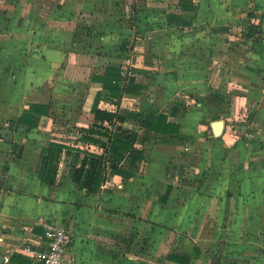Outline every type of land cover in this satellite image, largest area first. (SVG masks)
Returning <instances> with one entry per match:
<instances>
[{"label": "crops", "instance_id": "0c3cea01", "mask_svg": "<svg viewBox=\"0 0 264 264\" xmlns=\"http://www.w3.org/2000/svg\"><path fill=\"white\" fill-rule=\"evenodd\" d=\"M183 1L195 10L183 8ZM55 2L0 0L1 49L6 50L5 64L0 63V71H6L0 80V118H10L11 124L10 140L0 137V264H36L25 248H42L44 223L72 232L67 264H185L170 260L171 252L190 256L187 264H209L203 249L208 219L223 236L218 237V264H264V0H142L137 7H145V13L125 19L129 24L105 13L101 0ZM83 16L90 30L82 38L90 44L75 33ZM224 47L229 67L218 64ZM114 63L122 67L123 84L142 85L138 94L112 97L92 79ZM228 72L231 81L221 94ZM99 94V107L125 115L123 127L135 135L134 149L116 152L112 160L107 138L86 130ZM184 99L194 104L182 111L178 103ZM224 100L228 110L213 105ZM32 102L52 103L51 114L36 127L15 128ZM160 113L180 125V137L148 129ZM215 113L246 121L260 137L230 143L227 136L245 132V126L231 128L226 118L222 134L215 136L214 119L203 125ZM59 122L60 127L54 125ZM203 132L213 139H194ZM50 141L67 145L53 184L43 178ZM190 153L199 155L198 165L191 163ZM92 155H108L98 192L87 191L83 183ZM86 156L79 183L74 173ZM112 162L132 174H112ZM183 166H196L202 181L194 188L177 187ZM160 197L168 204L162 233ZM172 228L194 234L190 238L197 245L191 247L187 237L185 247L173 250ZM130 237L134 249L126 252Z\"/></svg>", "mask_w": 264, "mask_h": 264}, {"label": "trees", "instance_id": "16d2710c", "mask_svg": "<svg viewBox=\"0 0 264 264\" xmlns=\"http://www.w3.org/2000/svg\"><path fill=\"white\" fill-rule=\"evenodd\" d=\"M182 7L185 9L195 10V7L188 2L183 1ZM253 13H249L252 15ZM92 79L94 81H100L103 83L104 87L109 90L112 97L120 98L124 94H138L142 88L141 84L125 85L123 84L124 76L122 74V67L119 64H109L106 68V72L103 75L94 74ZM100 94L92 108L93 121L91 126L86 130L91 134H99L105 136L109 143L112 145L111 154L109 156H115L117 153H128L134 149L135 135L129 133L125 130L123 125L127 120V117L118 111H112L108 109H102L99 107ZM52 112V103H41L32 102L29 107L26 108L20 116L15 120L14 127L17 128L20 125H28L36 127L40 124L42 117L49 116ZM87 115V114H86ZM88 116V115H87ZM97 128L103 129L98 130ZM148 129L160 134H168L171 137H180V125L177 123L169 121V117L166 113H160L154 121L148 124ZM88 140L98 141L94 136H86ZM67 145L57 142L50 141L45 157L44 164V180L53 184L55 182V173L57 168V162L60 153ZM116 153V154H115ZM108 155L97 156L92 155L90 159V165L87 169L85 180L83 181L84 187L87 191L98 192L101 189V185L104 180L102 177V171L104 169V163ZM88 164V156H86L81 166L76 168L74 173V178L77 182L81 183L82 178L86 171V166ZM112 174H121L125 177H129L132 174L124 167L119 166L116 162L111 164ZM171 185L168 186L166 193L163 196V201L166 202L169 198L171 192ZM200 253V248L195 246L194 253ZM168 258L173 261L181 263H189L190 256L181 255L175 252L168 254Z\"/></svg>", "mask_w": 264, "mask_h": 264}, {"label": "rangeland", "instance_id": "374dc122", "mask_svg": "<svg viewBox=\"0 0 264 264\" xmlns=\"http://www.w3.org/2000/svg\"><path fill=\"white\" fill-rule=\"evenodd\" d=\"M49 1H53L54 3H56L55 0H49ZM101 1L102 2H100V3H103V8H104L105 13L109 12V14H111L112 16L119 17V19L122 21H124L125 19L130 21L133 17H135L136 13L142 12L144 14L145 9H146L145 7H142L141 9H139V7H137L138 3L142 2V0H137V1L136 0H112V2H106V3L103 2L104 0H101ZM170 1H172V3H175L176 0H170ZM44 4L46 5L45 9H47L48 2L44 1ZM133 4H136L137 8ZM99 9L102 10V7H99ZM83 19H85V16H83V18L81 20V24L78 27V29L76 28L75 33H76V36L79 37L78 39L81 38L84 41H89L88 43L90 44V40L82 38L83 36H85L84 34H87V32L90 30V25L87 22H85V20H83ZM128 21L127 22L124 21V22L126 24H129ZM2 43H4V42L0 40V50H1L0 51V63L5 64L6 59H5L4 55H5L6 50L1 49V48H3ZM225 46L227 47V45H225ZM226 47H224V49H222V50H224V52H226V53H222V54H224V58H223V60L218 59V64L220 66H228L229 67L230 61H229V56H228V50L226 49ZM5 74H6V71L4 69L0 71V80L4 79ZM222 81L223 82L219 86L221 88L218 90L219 92H221V94L225 93L224 91L227 90L226 85H227L228 81H231L230 80V72H228L227 75H224V79H222ZM196 95H198V94H196ZM197 97H200V95H198ZM189 101H190V103L186 100L184 102L178 103V105H181V106H179L180 110L185 111L186 109H188L187 103H189V105L194 104L193 100H189ZM195 101L198 102V98L195 99ZM213 105H218L219 107H224V108H226V110H228V102H226V100H224L223 102H220V101H216V103L213 102ZM247 115H248V113H247ZM242 116L245 117L247 120L251 119L250 115H248L249 116L248 117L243 113ZM225 118L229 122L231 128L233 127L234 124H242L245 126V128H244L245 132H243L239 135H237L236 133H230L227 136V138H228L227 140L230 143H235L238 139L248 141L250 139H256L257 136L260 137V134L256 135V132H255L258 129L250 128L247 125L248 123H246V121L236 120L235 118L234 119L233 118H227V117H225V115H222V114H217V113L211 114V116H209V118L204 119L205 121H203V123H204L203 125H207L209 127L211 120H213V119L214 120H218V119L225 120ZM60 122H61V124L64 123V121H60ZM60 122L58 124H54V125L60 127L61 126ZM66 123H68V121ZM259 125H260V123H259ZM69 126H71V125H69ZM9 127H11L10 118H0V137H4L6 141L10 140V133L6 132L7 128H9ZM71 129H72V126H71ZM75 130L77 133V131H78L77 128ZM74 134H75V132H74ZM193 136H195L194 139H198L199 141H205V140H212L213 139V137H210L208 134H206L204 132L200 133V134H195ZM71 137H73V136H71ZM70 140L74 142L75 137L70 138ZM155 142H159V141L157 140ZM146 153H147V151H146ZM197 155H192V153H190V157H192L191 163H193L195 165L196 164L198 165L197 159L199 158V155L198 156ZM0 158H3V157H0ZM114 158L116 159V155L110 156V160H112ZM2 165L4 166L3 163H2ZM187 167H189L190 169H187ZM187 167L183 166L180 168V170H178V173H177L178 177L175 179V181H177V187L178 188H179V186L181 188V186H184V185H187L188 189L194 188L196 186L198 180L202 181L201 178H196V176L199 175V173L196 172V169H195L196 166L194 168L192 166H187ZM169 168H170V166H169ZM212 169L213 168L210 169V172ZM169 176H170V178L173 177V173H171V170L169 171ZM173 181L174 180H172V183H174ZM162 184L165 185L166 182L161 183V185H159V186H162ZM134 199L135 198L133 195V197L131 198V202H133ZM153 203H154V201H153ZM148 204H150L149 201H148ZM156 205H158L160 208V211H162L159 213V221H158L159 230L162 233L165 231V228L168 227V224L166 223V214H167L166 209H167L168 204L167 205L164 204V202L162 201V197H160L159 202ZM180 217H182V216H180ZM144 220H145L144 222H148L145 219V217H144ZM208 221H209L208 230L204 234V240L208 241V243H205L204 248H203L208 253V256L206 254H204V257L208 260L209 264H218V237L220 235L216 233V232H218V230H214V229L212 230L211 229L212 225H213L212 220L208 219ZM171 233H172V238L174 239V243L176 244V246H175V244L171 245V248L173 250L179 249L180 244H182V247H185L183 243H184V241H186L187 237H189V238L194 237L195 238L194 234L188 235L189 233L187 230H182L180 228H172ZM146 235H147V232L143 231V238H145ZM214 236L217 237L215 242H213ZM222 237L223 236H220L219 239H223ZM194 238H190L191 239V247L194 244L197 245V242L192 244V242L194 241ZM241 238L246 239V235L245 236L241 235ZM176 241H177V243H176ZM134 244H135V240L133 238L132 239H131V237L126 238L125 246L127 247V249L125 251L128 252L129 249H134V246H131ZM131 247H133V248H131ZM143 249H144V247H143ZM136 251H138V250L136 249ZM160 253H162V252L160 251ZM164 253H166V252H164ZM194 254H196V252ZM208 257H209V259H208ZM205 264H207V263H205Z\"/></svg>", "mask_w": 264, "mask_h": 264}, {"label": "built area", "instance_id": "2783aa9c", "mask_svg": "<svg viewBox=\"0 0 264 264\" xmlns=\"http://www.w3.org/2000/svg\"><path fill=\"white\" fill-rule=\"evenodd\" d=\"M44 227L42 248L34 249L26 246L25 250L34 257L36 264H67L70 260L68 251L72 232L64 225L44 223ZM9 260L8 256L4 258L5 262Z\"/></svg>", "mask_w": 264, "mask_h": 264}, {"label": "water", "instance_id": "95a60500", "mask_svg": "<svg viewBox=\"0 0 264 264\" xmlns=\"http://www.w3.org/2000/svg\"><path fill=\"white\" fill-rule=\"evenodd\" d=\"M214 135L220 136L225 127V121L223 119H218L212 122L211 124Z\"/></svg>", "mask_w": 264, "mask_h": 264}]
</instances>
